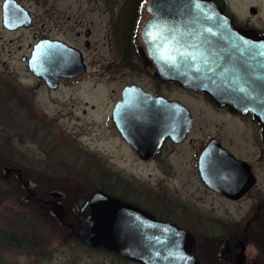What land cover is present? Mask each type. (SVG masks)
<instances>
[{"label":"rangeland","instance_id":"374dc122","mask_svg":"<svg viewBox=\"0 0 264 264\" xmlns=\"http://www.w3.org/2000/svg\"><path fill=\"white\" fill-rule=\"evenodd\" d=\"M16 1L32 23L7 30L0 21V264H86L94 258L77 248L49 211L18 202L16 180L4 177L5 165L22 168L32 182L47 187L67 183L79 193L100 187L148 207L164 199L221 220L244 214L247 204L212 195L196 173L198 146L223 121L202 103L179 95L193 114V127L182 143L163 145L149 160L137 156L113 123L111 109L120 87L137 80L118 62L113 20L123 0ZM45 37L79 48L86 71L48 88L26 61L32 45ZM178 218L188 222V217ZM13 235L18 244L12 243Z\"/></svg>","mask_w":264,"mask_h":264},{"label":"water","instance_id":"95a60500","mask_svg":"<svg viewBox=\"0 0 264 264\" xmlns=\"http://www.w3.org/2000/svg\"><path fill=\"white\" fill-rule=\"evenodd\" d=\"M146 9L150 17L139 34L157 74L203 91L217 103L250 111L262 124L264 137V37L255 40L239 32L210 0H149ZM1 11L8 29L31 25V15L16 0H3ZM26 60L50 88L56 86L59 74L85 70L81 50L59 38L39 39ZM139 92L143 96L138 97ZM121 94L124 100L113 107L112 119L139 156L153 154L167 135L175 142L186 137L192 119L187 106L178 100L153 98L134 84L124 86ZM216 141L210 140L203 148L197 167L208 184L230 194L231 163L212 154ZM217 148L226 153L223 147ZM228 158L233 163L240 161L232 155ZM253 182L248 179L246 186ZM51 211L63 221L61 204L54 203ZM70 228L85 244L103 246L143 264H198L189 232L102 189L92 192Z\"/></svg>","mask_w":264,"mask_h":264},{"label":"flooded vegetation","instance_id":"af4514ba","mask_svg":"<svg viewBox=\"0 0 264 264\" xmlns=\"http://www.w3.org/2000/svg\"><path fill=\"white\" fill-rule=\"evenodd\" d=\"M149 0H123L117 13L116 20H113V27L117 30L116 40L119 51V64L132 69L137 76V80L125 82L118 91V96L113 102L112 109L116 103H121L124 97L121 94L122 88L126 85H137L144 92L153 98L159 97L167 100H178L184 102L179 95L186 94L192 98L194 103H202L211 112L221 118L219 131L206 137L201 141L195 154L196 173L201 185L217 198L234 204H247L248 209L238 219L221 220L217 216H203L198 211H187L182 204L168 202L158 199V205L148 207L141 201L127 199L123 195H116L135 206H138L151 213L158 220L172 222L189 232L193 237L192 253L198 264H263L264 263V137L263 126L253 116L250 111H241L226 104H220L212 100L205 92L184 87L177 82L165 80L162 75L157 74V67L154 59L145 52L139 31L144 22L150 17L146 9ZM223 12L231 21L232 25L245 36L259 40L264 37V0H210ZM2 4L0 3V21L3 28L8 29L2 23ZM88 30V36L90 30ZM85 30V31H86ZM84 31V32H85ZM85 38L84 45L88 46L89 41ZM42 39V38H41ZM39 40V39H38ZM86 42V43H85ZM28 65V64H27ZM29 68V67H28ZM57 76L56 86L58 88L62 82L74 81L84 73ZM32 72V71H31ZM34 74V73H33ZM36 75V74H35ZM37 76V75H36ZM39 77V76H38ZM41 78V77H40ZM45 83V82H44ZM48 87V86H47ZM175 87L178 90H172ZM50 88V87H48ZM171 91L177 94L171 95ZM143 96L138 93V97ZM146 96V95H145ZM187 106L186 104H184ZM189 109V107L187 106ZM111 109V111H112ZM191 115V126L193 127V114ZM112 118V114H111ZM113 121V119H112ZM114 123V122H113ZM225 126V127H223ZM120 133V132H119ZM186 134V137H187ZM121 135V134H120ZM175 142L170 136H165L161 140L157 150L150 156L143 158L139 156L138 149L132 147L137 156L143 160H149L157 156L160 148L165 144H179L185 139ZM123 138V137H122ZM217 140L214 143V150L211 151L216 158H220L229 164L232 172V191L227 194L222 190L208 184L200 175L197 161L198 157L210 140ZM217 145L223 147L226 153H219ZM252 149V151H251ZM231 154L238 161L233 163L227 155ZM249 171H248V168ZM5 171L4 177L15 179V195L18 202L32 204L42 211H49L54 217L58 226L67 232L68 236L76 244L80 251L94 256L92 261L86 264H143L142 262L129 258L120 252L107 249L103 246H90L81 242L70 228L75 226L77 213L86 202L88 197L97 187L91 191L82 193L76 191V186L70 184H58L57 187L47 184L32 182L24 174L22 168L12 165ZM19 174V175H18ZM253 179V184L247 187L248 179ZM54 187V188H53ZM52 192L57 194L53 195ZM110 193V192H108ZM113 194V193H110ZM115 195V194H113ZM162 202H161V201ZM58 202L62 205L64 214L63 221L60 222L52 213L51 206ZM187 218V223L180 221L178 217ZM64 232V233H65ZM76 262L73 261L72 264Z\"/></svg>","mask_w":264,"mask_h":264},{"label":"trees","instance_id":"16d2710c","mask_svg":"<svg viewBox=\"0 0 264 264\" xmlns=\"http://www.w3.org/2000/svg\"><path fill=\"white\" fill-rule=\"evenodd\" d=\"M10 238L12 239L13 244H18V242H20V241H17V240H19L17 236L13 235V237H10Z\"/></svg>","mask_w":264,"mask_h":264},{"label":"snow or ice","instance_id":"6c2138e0","mask_svg":"<svg viewBox=\"0 0 264 264\" xmlns=\"http://www.w3.org/2000/svg\"><path fill=\"white\" fill-rule=\"evenodd\" d=\"M209 31H210V29H209Z\"/></svg>","mask_w":264,"mask_h":264}]
</instances>
